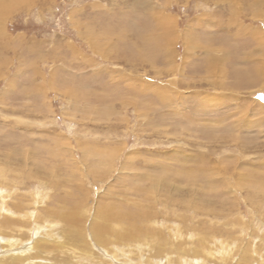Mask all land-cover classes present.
<instances>
[{"label": "rangeland", "instance_id": "374dc122", "mask_svg": "<svg viewBox=\"0 0 264 264\" xmlns=\"http://www.w3.org/2000/svg\"><path fill=\"white\" fill-rule=\"evenodd\" d=\"M0 236L264 264V0H0Z\"/></svg>", "mask_w": 264, "mask_h": 264}, {"label": "bare ground", "instance_id": "6f19581e", "mask_svg": "<svg viewBox=\"0 0 264 264\" xmlns=\"http://www.w3.org/2000/svg\"><path fill=\"white\" fill-rule=\"evenodd\" d=\"M3 16V15H2ZM1 16V17H2ZM244 28V27H243ZM254 32H256V31H254ZM258 33V32H257ZM254 36V35H253ZM253 76V75H252ZM257 77V76H256ZM249 84V83H248ZM2 230V229H1ZM102 230V229H101ZM98 232V231H97ZM49 235V234H48ZM55 236H57V235H55ZM1 237V236H0ZM46 237V236H45ZM4 238V237H3ZM2 238V239H3ZM5 239H7V238H5ZM52 240H53V242H55V243H57L58 244V247L59 246H61V247H64V245H62V242L59 240V238L56 240L55 239V237H53L52 238ZM7 241V240H6ZM5 241V242H6ZM9 241L10 242H13V244H16L17 245V243H21L22 241L21 240H19V239H17L16 240V243H15V240H12V239H9ZM20 241V242H19ZM8 242V241H7ZM35 244H36V248L38 247L39 248V244H40V241L38 240V241H36V242H34ZM75 243H77V244H79V245H82V244H80V243H78V242H75ZM74 245L75 246V248H79V246L78 245ZM47 245V244H46ZM41 246V245H40ZM44 246V245H43ZM49 246V245H48ZM54 246V245H53ZM3 247L5 248L6 247V245H3ZM32 247V246H31ZM31 247H28V252L27 253H22V254H15V252L13 253V254H10V255H8V256H6V257H8V259H9V262L8 263H5V262H2V261H0V264H48L47 263V261H46V259H45V257L44 256H42V251L44 252V250L42 249L43 247H40L39 249L37 248H35L34 247V250H35V252L34 253H32V252H30V250H31ZM60 247V248H61ZM55 248L57 249V245L55 246ZM60 248H59V250H60ZM71 248V249H70ZM83 249V251H86V252H90V249H89V247H87V245H84V246H82V247H80V249ZM66 250H70L71 252H72V254L74 255V254H76V249H74V248H72V247H70L69 245L67 246V248H66V245H65V249H64V251H61L62 253H64V252H66ZM21 251H22V248H21ZM26 252V251H25ZM77 255V254H76ZM49 257V256H48ZM56 257H58V256H56ZM78 258V257H77ZM94 258V257H93ZM5 259V258H4ZM45 259V260H44ZM48 259V258H47ZM50 259V258H49ZM54 259V260H53ZM53 259H50L51 260V262L53 263V264H73V263H69L67 260H64V258L63 259H60L59 261L58 260H56L55 259V257H53ZM85 260H87V259H85ZM186 261V260H185ZM86 262V261H85ZM96 263V262H95ZM76 264V263H75Z\"/></svg>", "mask_w": 264, "mask_h": 264}]
</instances>
